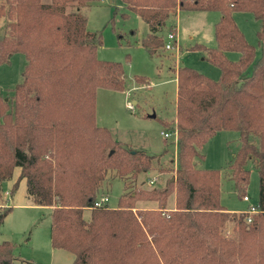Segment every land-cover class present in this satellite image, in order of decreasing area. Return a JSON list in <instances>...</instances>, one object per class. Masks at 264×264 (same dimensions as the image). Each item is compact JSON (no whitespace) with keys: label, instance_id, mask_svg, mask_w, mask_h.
Wrapping results in <instances>:
<instances>
[{"label":"trees","instance_id":"obj_1","mask_svg":"<svg viewBox=\"0 0 264 264\" xmlns=\"http://www.w3.org/2000/svg\"><path fill=\"white\" fill-rule=\"evenodd\" d=\"M93 1L0 0V17L8 19L0 64L14 53L26 59L22 81L0 94V191L18 167L15 185L25 179L32 202L50 208L51 245L71 252L74 264H264V47L257 57L233 18L250 12L264 44V0H121L148 25L140 42L151 55L165 45L159 29L178 10L219 12L216 45L196 46L219 78L178 67L170 126L176 161L165 183L150 187L138 176L159 157L126 146L95 120L96 89L121 90L125 77L119 62L96 55L102 36L86 28L80 11ZM221 130L239 134L229 164L235 189L247 186L248 161L258 172L254 212L227 211L219 169L195 165L200 148ZM109 172L123 181V192L115 207L95 206ZM10 209L0 207V226ZM14 251V243L1 242L0 264L22 261Z\"/></svg>","mask_w":264,"mask_h":264},{"label":"rangeland","instance_id":"obj_2","mask_svg":"<svg viewBox=\"0 0 264 264\" xmlns=\"http://www.w3.org/2000/svg\"><path fill=\"white\" fill-rule=\"evenodd\" d=\"M80 11L86 18V28L98 31L102 36V44L96 50L97 57L119 62L125 77V85L121 90L106 87L96 89V123L107 128L114 139L126 146L159 157L154 160L151 169L139 174L138 184L143 187L162 186L173 172L177 150L176 135L170 129L175 117L176 101V82L171 68L188 66L211 79L219 78V68L205 58V52L196 47L200 44L207 47L216 45L214 24L219 12L178 10L159 29L166 43L170 26H174L173 48L165 49L163 46L151 55L140 42L149 30L148 25L121 0H96L82 6ZM233 18L247 42L255 47L258 57L264 47V44L258 43L256 36L259 21L250 12L244 11L234 12ZM7 23L8 19L1 16L0 34L6 32ZM226 55L231 60L238 58L236 52H227ZM25 64L23 53H14L8 62L0 64V94H10L11 89L22 81ZM162 132L172 133L164 137ZM238 147V132L221 130L200 148L203 158L194 159L198 168L219 169V200L230 212L249 211L257 204L259 197V176L251 161L246 164L250 173L244 189L237 191L230 178L229 164ZM160 165L166 167L162 172ZM19 173L20 169L15 167L11 178L1 184L0 207L11 209L0 226V243H14L15 255L23 261L16 264H74L71 252L52 247L50 208L32 202L27 194L25 179L18 180L15 185ZM152 178L154 183L149 184L148 180ZM122 192L123 181L109 172L99 195H106L107 205L115 207ZM244 195L247 200L243 199ZM153 205L150 202L138 203V206ZM168 206L174 207L173 195L169 198ZM84 217H89L88 210L84 211ZM225 232L231 234V223L227 224Z\"/></svg>","mask_w":264,"mask_h":264},{"label":"built area","instance_id":"obj_3","mask_svg":"<svg viewBox=\"0 0 264 264\" xmlns=\"http://www.w3.org/2000/svg\"><path fill=\"white\" fill-rule=\"evenodd\" d=\"M166 37H167V40H168V41L165 43L164 48H165V49H172V48H173V44L175 43V33L172 32V31H169V32L167 33ZM129 106H130V105H129ZM173 132H174V131H173ZM171 133H172V132H162L161 134H162L164 137H169ZM173 134H175V132H174ZM175 135H176V134H175ZM148 183H149V184H153V183H154V179H153V178H152V179H149V180H148ZM243 199L247 200V196L244 195V196H243ZM107 200H108L107 196H106V195H102V196H100L99 199L95 202V206L103 205V204H105V203L107 202ZM249 211H250V212H254V211H255L254 207L252 206V207L250 208Z\"/></svg>","mask_w":264,"mask_h":264},{"label":"crops","instance_id":"obj_4","mask_svg":"<svg viewBox=\"0 0 264 264\" xmlns=\"http://www.w3.org/2000/svg\"><path fill=\"white\" fill-rule=\"evenodd\" d=\"M177 68L178 67H176V69L174 68H171V71L174 73V80H175V82H176V89H177ZM135 102V101H134ZM1 206V205H0ZM225 208V207H224ZM226 209V208H225Z\"/></svg>","mask_w":264,"mask_h":264}]
</instances>
